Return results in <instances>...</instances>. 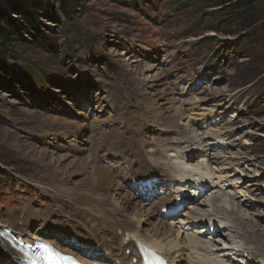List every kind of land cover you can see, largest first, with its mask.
<instances>
[{
	"label": "rangeland",
	"instance_id": "obj_1",
	"mask_svg": "<svg viewBox=\"0 0 264 264\" xmlns=\"http://www.w3.org/2000/svg\"><path fill=\"white\" fill-rule=\"evenodd\" d=\"M74 1L68 20L54 3L53 13H42L39 36L24 35L6 50L10 72L0 73V222L39 238L63 231L58 236L68 239L61 247L68 240L70 251L80 249L85 240L71 237L87 233L70 227L69 218L73 212L98 215L99 208L85 188L71 184L70 198L67 185L42 174L57 166L77 182L84 176L66 170L69 160L95 162L105 155L107 167L121 151L114 150L120 141L112 134L119 133L123 144L133 134L149 151L174 150L181 159L192 156V166L207 168L213 191L183 211L211 223L210 214L217 215L230 228L232 234L222 228L217 239L209 238L220 259L229 260L223 254L229 248L239 251L234 259L246 263L251 255L259 261L250 264H264V0H252L253 26L242 33L226 22L216 0ZM164 88L171 94L156 102L171 107L160 115L148 96H160ZM95 130L104 143L97 155L88 151L97 146Z\"/></svg>",
	"mask_w": 264,
	"mask_h": 264
},
{
	"label": "bare ground",
	"instance_id": "obj_2",
	"mask_svg": "<svg viewBox=\"0 0 264 264\" xmlns=\"http://www.w3.org/2000/svg\"><path fill=\"white\" fill-rule=\"evenodd\" d=\"M144 86L145 85H143V88L146 90L148 87L145 88ZM170 94V91H167L164 88L160 96H148L150 99L149 102L154 104L153 107H155L160 115H162V113L166 114L168 108L171 106L165 107L167 104L166 101L160 104H157L156 101L157 99H161L163 95ZM53 129L55 131L56 128L54 127ZM112 135L115 142H117V140L120 141L116 143L117 145H114V150L117 151L118 148L121 151L118 152L119 157L114 159L115 162H111L112 164L107 167L102 164L103 160L101 161V158L107 156L102 155V157L99 158L100 160L96 159L97 161L95 160V162L90 160L89 157H86L84 160H69L68 163L64 165L66 170L72 169L73 171L71 175L81 174L84 176L83 179L74 183L72 180L65 178L64 175H61L62 171L60 172V170L56 168L57 166L54 167L49 165V168L47 166L45 174H42L45 177L56 180L58 183L63 182L64 186L67 185L66 192L68 197L73 198L72 195H74V192L71 191V189H68V186L72 184L73 186L76 185L85 188L86 195L94 200L99 208L97 211L98 215H96V212L94 214V211H88L90 213L73 212L72 216L74 218H69V221H71V224L69 223L70 227L84 229L87 233L85 238L72 235L71 239L76 241L85 240L84 245H87H82L80 249H75V252H72L70 251V248L68 249V246L70 247L71 245L68 240H66L68 246L65 248L61 247L63 245L61 242L68 239L67 237L63 238L62 236H58L60 234L62 235L63 231H59L57 237H52L50 231H45L43 229L47 233L44 234L42 232L43 236L39 238L38 236L30 234L25 228L15 230L14 228L4 226L3 223L0 222V264H9V261H4L7 257L18 256L14 246L11 245L10 247L4 240L1 227L14 231L16 235L22 237L25 242L33 243L34 240L40 242L44 241V243L52 245V247L58 251L65 250L66 252L63 251L64 253L76 254L79 260L87 263H92L96 260L97 263L102 264H137L134 263V260H138L137 247L140 246L142 248L154 249L166 259L169 264H184V262L185 264H230L226 259L225 261L220 259L218 256V251L220 249L214 248V243H211L206 239L205 242L203 241L204 243H199V237L194 234H189L187 230H184L186 227L191 228L193 226L202 228V222L207 221L204 216L195 214L194 211L189 210L187 213L181 212V217H178L181 219L175 220V223L173 220V222L171 221L172 223L167 224V220L162 218L160 210L169 206L170 199H163L161 203L157 204V202L163 197L161 194L160 196L155 197L154 201L147 202L142 197L128 191L129 187L124 183L125 178L129 184V181L135 178H149L151 179V183H155V186H158L156 187L158 191L162 192V190H168L170 196L174 193V188L180 189L181 196H183V184L194 185L197 189H201V191H203L202 189L207 188L209 189L210 194L213 191L215 181L212 180L204 162L202 165L206 169L205 171H202L201 167L192 166V162L195 161L192 156L191 158L181 159L174 150L166 151L167 153L149 151L145 144L138 140V136L133 134H127L128 139L124 144L121 142L123 141V137L120 136L119 133L115 132ZM92 136L95 137L99 144L97 143L95 148H89L88 151L89 153L97 155L104 144L102 142V135H99L97 130H95ZM109 153H111V151ZM45 157V154L41 156L42 161L40 163L42 164H40V166L45 165L43 164ZM63 159L68 160L65 156ZM121 160L124 162L122 165ZM187 172L192 174L197 173V177L192 179ZM118 178H120L122 185L124 186L119 184ZM112 191H114V199L111 195ZM191 192L192 190H189L188 195L195 197L196 189L194 194H191ZM216 197L217 196H215V198ZM171 200H173V198H171ZM225 204L226 203H224V205ZM229 204L230 203H228V209H230ZM188 206L186 208H188ZM70 208L71 207H66L71 213L74 209ZM231 215H233V217L234 215L238 217L235 212H232ZM209 218L212 219L213 224L216 225H220V222L222 221V218L219 219L217 215L214 214H210ZM104 220L105 222H103ZM99 222H103L102 226L104 225L106 227L100 229ZM107 222H109V224ZM57 226L64 230L62 224H58L56 227ZM53 227H55V225H53ZM189 228L188 230H190ZM225 230L228 233H231L230 228H225ZM238 232L237 234H240ZM63 235L68 236V233H64ZM68 237L70 238V236ZM82 253L88 254L87 258L82 257ZM248 262L254 263L252 260H249Z\"/></svg>",
	"mask_w": 264,
	"mask_h": 264
},
{
	"label": "trees",
	"instance_id": "obj_3",
	"mask_svg": "<svg viewBox=\"0 0 264 264\" xmlns=\"http://www.w3.org/2000/svg\"><path fill=\"white\" fill-rule=\"evenodd\" d=\"M54 3H58L60 13L68 20L75 9L74 0H0V73L8 76L10 72L5 60L6 50L13 43L23 42L24 35L39 36L42 13H53ZM215 5L226 22L240 26L238 32L242 33L253 26L255 14L252 0H216Z\"/></svg>",
	"mask_w": 264,
	"mask_h": 264
}]
</instances>
